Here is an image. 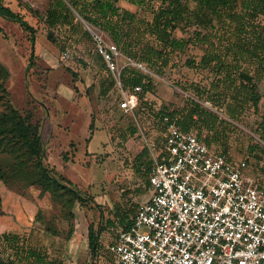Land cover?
I'll return each instance as SVG.
<instances>
[{
    "label": "rangeland",
    "instance_id": "obj_1",
    "mask_svg": "<svg viewBox=\"0 0 264 264\" xmlns=\"http://www.w3.org/2000/svg\"><path fill=\"white\" fill-rule=\"evenodd\" d=\"M4 2L23 14L36 32L33 42L29 31L17 22L0 16V62L9 73L0 77V84L4 88L0 87V113L9 106H14L24 115L31 112L34 121L41 124L47 150L45 162L53 167L52 164H58V161H72L71 165H66L65 172L59 173L75 183L80 193L88 198L82 204L78 200L70 202L69 194L53 197L46 192L41 196L38 185L24 186L19 182L0 179V254L4 258L13 254L11 247L1 237L4 232H10L42 247L50 256L63 260L64 264H112L113 256L109 249L103 247L93 258L89 249L82 246L70 248L67 234L72 224L75 230L86 234L89 224L94 223L95 227L102 228L100 241L111 243L118 225H106L105 219L109 214L124 210L125 200H131L135 193L141 194V198L152 194L148 181L151 161L148 166L149 156L146 158L141 150L146 148L145 138H149V127L158 123L154 119H145L140 111L138 121L130 116L123 121L118 118L119 115L115 116L116 111L120 110V93L113 75L95 52L94 40L86 21L80 19L81 23L75 20L73 24L49 25L46 21L47 9L53 0ZM188 2L192 9L197 6L195 0ZM119 4L136 12V24L148 31L147 38H155L148 6L142 7L127 0H120ZM198 29L203 34L213 31L210 44L202 39L203 35L197 34ZM225 30V21L216 22L215 28L209 26L206 29L195 22L184 26V29L177 28L174 35L188 39L189 43L185 50L167 54L166 65L161 60L157 65L146 63L157 74L146 95L147 103L156 109L162 106L173 109L182 108L194 99L215 111L220 119L225 118L228 123L221 122L225 128L222 133L224 145L211 140H208L209 144L217 151H225L235 160L247 159L251 173L257 175L263 170L264 157V141L257 131L261 116L238 99L236 107L240 114L237 118H230L225 109H221L224 106L209 97L211 92H219V89L225 95L222 84L226 78L225 69L217 72L213 64L205 66L201 62L207 48L214 50L212 52L218 53L223 60H232L229 49L225 47ZM33 45L36 56L26 72ZM215 84H219V87ZM259 90L264 92V80L259 84ZM206 101L213 102V108L206 106ZM221 102L225 103V97L221 98ZM263 111L264 98L261 101ZM92 120V132H100L89 141ZM134 126L137 127L136 134L131 132ZM192 130L206 134L209 139L208 130ZM105 133H108L110 140L102 144V140L106 139ZM0 138H3L0 143V165L8 170L19 144H15L16 140L10 136ZM104 194L108 195L107 202L112 205L107 209H103V203L95 200L96 196ZM138 201L141 200L133 201L135 211L140 204Z\"/></svg>",
    "mask_w": 264,
    "mask_h": 264
},
{
    "label": "trees",
    "instance_id": "obj_2",
    "mask_svg": "<svg viewBox=\"0 0 264 264\" xmlns=\"http://www.w3.org/2000/svg\"><path fill=\"white\" fill-rule=\"evenodd\" d=\"M119 1L53 0L47 9L46 21L54 26L58 23L73 24L75 20L81 23L80 19H83L90 25L105 31L124 54L150 65H157L159 60L166 65L167 54L176 50H185L189 40L175 36L174 31L177 28L184 29V26H189L193 22L206 29L209 26L215 28L216 22L225 21L227 36L225 47L229 49L232 60H223L218 53L208 48L201 60L205 66L213 64L212 67L217 72L225 69L226 78L222 81L225 86V95L223 90L219 89V92H211L209 97L213 102L224 106L220 107L222 110L225 109V113L230 118H237L240 114L236 107L238 105L236 100L241 99L248 104V107H252L254 113H259L261 116L257 131L260 139L264 141V111L261 112L264 92L259 90V84L264 80V0H195L197 6L194 9L190 7L188 0H127L142 7L148 6L152 14L150 25L153 27L155 37L152 39L147 38L146 29L136 24V12L121 6ZM0 16L17 22L23 29L29 31L34 42L36 28L23 14L5 4L4 0H0ZM196 32L199 36L203 35L202 39L210 44L213 31L203 34L202 30L198 29ZM35 56L33 45L26 72ZM188 63L193 64L192 61ZM107 71L109 72L108 69ZM4 74L8 76L9 73L0 62V77ZM152 79L153 76L134 67L128 66L123 71L122 80L126 88L137 84L142 86L137 114L140 111L142 117L154 119L158 124H162L164 129L163 117L167 115L183 131L208 130L207 141L211 140L220 143L221 146L224 145L222 133L225 128L221 122L228 123V121L225 118L220 119L215 111L205 108L196 100L191 99L190 104L173 109L167 106L156 109L148 104L146 95L152 88ZM218 85L215 84L217 88ZM0 87L4 89L1 84ZM223 97H225V103L221 102ZM213 102L211 103L214 104ZM93 127L94 120L90 124L91 133H93ZM136 131L137 127H132L131 132ZM6 136L14 138L15 144L18 143L19 147L13 155V160H10L8 164L10 165L8 170L0 165V179L13 183L19 182L24 186L38 185L41 196L49 192L53 197L69 194L70 202L78 200L83 204L87 200L88 197L80 193L75 183L45 162L47 150L41 133V124L34 121V115L31 112L24 115L14 106H9L7 110L1 112L0 137ZM2 140L3 138H0V143ZM219 152L229 160L238 161L228 156L225 151ZM262 153L264 156V148ZM241 160L249 164L247 159ZM262 161V171H264V157ZM70 214L75 216L73 211ZM125 217V215L122 216L121 221ZM132 224L133 222H130V226ZM101 230L102 228L95 227L94 223L88 226L89 247L93 258L103 248L100 241ZM74 232L75 226L72 224L67 234L68 240L72 238ZM53 233L58 232L53 231ZM1 237L11 247L13 254L8 258L0 254V264H64L63 260L50 256L42 247L20 239L16 233L4 232Z\"/></svg>",
    "mask_w": 264,
    "mask_h": 264
},
{
    "label": "built area",
    "instance_id": "obj_3",
    "mask_svg": "<svg viewBox=\"0 0 264 264\" xmlns=\"http://www.w3.org/2000/svg\"><path fill=\"white\" fill-rule=\"evenodd\" d=\"M87 29L115 79L119 108L138 121L142 86L126 88L123 71L130 66L157 74L119 50L101 28L87 23ZM163 124L162 141L145 138L152 195L128 229L101 242L112 264H264V171L252 174L245 160L227 159L206 134L183 131L167 115Z\"/></svg>",
    "mask_w": 264,
    "mask_h": 264
},
{
    "label": "crops",
    "instance_id": "obj_4",
    "mask_svg": "<svg viewBox=\"0 0 264 264\" xmlns=\"http://www.w3.org/2000/svg\"><path fill=\"white\" fill-rule=\"evenodd\" d=\"M117 115H119L118 118H122L123 121H124V118H126L127 116H130V115L125 114L124 112L120 111L119 109L115 113V116H117ZM130 117L133 118L132 116H130ZM96 126H97V122H96ZM149 129H150V132H149V135H148L149 139L157 140L159 142L163 140L164 133H165L164 131L165 130H164V127L162 126V124H157L154 127L153 126L149 127ZM97 132H100V130H95V131H93V133H91L89 135V141H91L94 138V136L96 135ZM105 134H106V139L102 140V144H104V143H106L107 141L110 140L109 136H108V133H105ZM141 151L145 154L146 158H147V155L149 156L148 150L146 148H144V150H141ZM51 154H52V149H51ZM150 161H151L150 158H147L148 166L150 165ZM71 163H73V162L72 161H68L66 163V162H59L58 161V164L55 163V164H52V166L55 167L60 172L61 171L65 172L66 165H71ZM148 174H149V169H148ZM150 187L152 189L151 184H150ZM147 195L148 196H146V198L145 197L141 198V194H138V193L133 194L134 197H132L131 200L130 199H126L125 200L126 202L124 204V210L123 209L116 210L113 213L109 214V216L105 219L106 225H111V226L118 225L116 227V231L117 232H115L114 235L112 236L111 242H113L116 239V237H117V235H118V233L120 231L128 229L130 227V222H133L134 217H135V215L137 213V210L135 211L136 205L134 204L133 201H135L137 199H140L141 201H138V202L140 204L144 203V202L148 201V199L150 198L149 196H151L152 194L150 195V193H148ZM107 197H108L107 194L106 195L105 194L104 195H98V196L95 197V200L98 201V203H100V204L103 203V204H101V205H103L102 206L103 209H107V207H111L112 206L110 204V202L109 203L107 202ZM124 215L126 217H125V219L123 221H121L122 216H124ZM100 235H102V234L100 233ZM69 246H70V248L71 247H73V248L76 247L77 249L79 248V246H82V247H84V249H89V251H90L88 232H86V234H85V232L83 233V232L79 231V229L75 230V232L73 233L72 238L70 239ZM112 256H113V254H112ZM113 260H114V256H113ZM113 260H112V263H113Z\"/></svg>",
    "mask_w": 264,
    "mask_h": 264
},
{
    "label": "water",
    "instance_id": "obj_5",
    "mask_svg": "<svg viewBox=\"0 0 264 264\" xmlns=\"http://www.w3.org/2000/svg\"><path fill=\"white\" fill-rule=\"evenodd\" d=\"M51 35H52V33L50 32V33H49V36H51Z\"/></svg>",
    "mask_w": 264,
    "mask_h": 264
}]
</instances>
